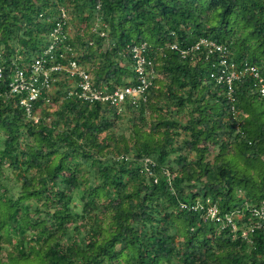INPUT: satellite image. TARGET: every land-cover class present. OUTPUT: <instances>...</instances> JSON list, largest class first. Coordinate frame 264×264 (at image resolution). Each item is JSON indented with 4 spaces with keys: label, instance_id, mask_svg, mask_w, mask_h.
I'll use <instances>...</instances> for the list:
<instances>
[{
    "label": "trees",
    "instance_id": "16d2710c",
    "mask_svg": "<svg viewBox=\"0 0 264 264\" xmlns=\"http://www.w3.org/2000/svg\"><path fill=\"white\" fill-rule=\"evenodd\" d=\"M141 43L155 74L137 106L81 102L64 70L31 118L9 91L17 70L40 88L38 58L134 84ZM230 64L264 78V0H0V264H264V228L241 236L264 203V97L250 74L217 81Z\"/></svg>",
    "mask_w": 264,
    "mask_h": 264
},
{
    "label": "built area",
    "instance_id": "2783aa9c",
    "mask_svg": "<svg viewBox=\"0 0 264 264\" xmlns=\"http://www.w3.org/2000/svg\"><path fill=\"white\" fill-rule=\"evenodd\" d=\"M62 27L60 23H57L55 29L52 32V37L54 42L57 41L59 36H61ZM102 35V34H101ZM64 38V37H62ZM54 44V43H53ZM53 44H51L46 52L48 53L53 49ZM198 45H210L212 50H215L219 53L225 54L226 49L223 46L214 45L213 43H208L206 41H201ZM198 45L195 49H198ZM171 49H176L175 46H171ZM187 49L186 51H192ZM186 51H182L181 54L184 55ZM129 52L132 58V71L134 72L133 83L131 85H127L120 88H115L110 92H106L104 89H97L93 86L91 80L92 77L87 74L84 69L76 64L75 61H70L69 66L67 68H62L59 64H55L49 67V69L44 70L42 67V63L45 62L44 58H38L35 60L33 64L34 72H37L43 77V80L40 83V88L36 87L33 83L37 80L36 78H30L29 82H26L24 79V73L22 70H17L15 74L12 76L11 82L9 83V91L11 94H25V97L20 98V105L24 108V111L27 117L31 118V102L36 100L41 95L42 88L50 89L49 86V73L53 71L64 70L69 77L77 76L79 82L77 86L80 88L79 91L74 92V95L81 102H104L109 103L114 108L120 109L122 104L126 101L130 102L133 105H136L139 102L146 101V92L151 85V80L154 78V71L152 67L151 61L146 57V45L141 43L139 45H132L129 47ZM222 65H226V60H222ZM226 72L222 71V73L217 77V81L225 82L228 85V89H231V82L233 79H237L242 77L244 74L252 75L255 80L253 86L259 92L261 97H264V78L260 76L257 69L252 66H244L242 72H236L233 64L229 65V69ZM226 73V75H225ZM0 76H1V68H0ZM211 78H214L213 75H210ZM33 81V82H32ZM36 122V119H34ZM147 163V160H145ZM196 207H194V210ZM250 215L252 218L256 220L254 224L247 227L241 232V236L246 238L249 233H252L254 230L263 227L264 228V203L262 206L257 208H252L250 211ZM242 220V214L238 211L230 213L225 216L223 226H230L233 232L236 231V224L233 222V219ZM205 221L212 220L215 222H221V218L218 216L217 209L215 206H210L206 209L205 212Z\"/></svg>",
    "mask_w": 264,
    "mask_h": 264
},
{
    "label": "rangeland",
    "instance_id": "374dc122",
    "mask_svg": "<svg viewBox=\"0 0 264 264\" xmlns=\"http://www.w3.org/2000/svg\"><path fill=\"white\" fill-rule=\"evenodd\" d=\"M75 28V27H74ZM51 92V90L49 91ZM135 114H130L128 112H123L122 116H121V119H120V122L118 123V129H117V132L120 133L122 129H125L129 126V121L132 120L134 118ZM183 118V119H182ZM182 121L184 122L185 121V117H181ZM182 138H184V136H181ZM6 174L9 176V177H12V178H15V179H18L20 178L21 176V173L18 171V170H11V169H8L6 171ZM5 174V175H6ZM17 192V189L14 190V193L16 194ZM77 200L74 199L72 201V204L75 203ZM1 244H3V248H6L7 250H10L11 247H9L7 244L1 242ZM14 245V244H13ZM20 246V244H19ZM14 246H12L13 248Z\"/></svg>",
    "mask_w": 264,
    "mask_h": 264
}]
</instances>
